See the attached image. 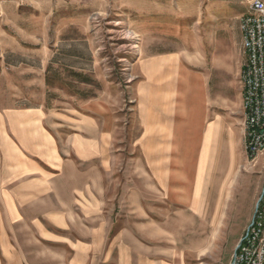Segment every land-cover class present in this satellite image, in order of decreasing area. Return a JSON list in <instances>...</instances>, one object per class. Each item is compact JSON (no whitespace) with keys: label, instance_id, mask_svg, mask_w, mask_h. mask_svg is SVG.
Returning <instances> with one entry per match:
<instances>
[{"label":"rangeland","instance_id":"374dc122","mask_svg":"<svg viewBox=\"0 0 264 264\" xmlns=\"http://www.w3.org/2000/svg\"><path fill=\"white\" fill-rule=\"evenodd\" d=\"M248 6V0H0V169L16 157L12 139L28 147V128L36 126L44 150L58 148L56 174L49 175L76 186L67 201L57 190L40 193L34 207L72 209L65 230L73 240L88 241L98 230L99 264H106L108 241L124 235L165 263H230L263 191L264 157L260 163L248 157L219 222L217 205L225 201L214 192L209 214L192 216L156 197L140 116L154 84L146 68L160 55L179 54L202 77L207 121L239 125L240 19ZM145 226L163 231L145 237ZM39 241L36 235L42 254Z\"/></svg>","mask_w":264,"mask_h":264},{"label":"crops","instance_id":"0c3cea01","mask_svg":"<svg viewBox=\"0 0 264 264\" xmlns=\"http://www.w3.org/2000/svg\"><path fill=\"white\" fill-rule=\"evenodd\" d=\"M146 72L153 74L154 84L142 103L141 150L145 169L150 170L148 179L160 195L156 197L168 201L172 208L205 217L214 192L225 201L224 205H217L219 222L228 204L226 194L242 168L249 164L242 93L239 125L221 117L207 121L202 77H194L182 65L179 54L156 57ZM28 131L31 137L28 147L18 146L12 139L11 150L16 157L0 169V264H99L98 230L88 241L76 236L73 240L65 230L70 228L68 217L76 214L72 209L34 207L36 196L52 189L58 191L62 201H67L70 192L75 193L76 180L68 183L64 176L49 175L56 174L52 167L56 165L58 148L51 143L44 150L41 144L45 141H40L37 127L29 126ZM262 156L264 151L252 162L260 163ZM68 184L71 189H67ZM152 231L162 232L163 227L145 226L140 230L145 237ZM36 235L40 236L39 245L45 251L42 254L35 251ZM125 238L124 235L122 240L113 237L108 241L106 264H170L148 253L142 241L137 246L135 242H125Z\"/></svg>","mask_w":264,"mask_h":264},{"label":"built area","instance_id":"2783aa9c","mask_svg":"<svg viewBox=\"0 0 264 264\" xmlns=\"http://www.w3.org/2000/svg\"><path fill=\"white\" fill-rule=\"evenodd\" d=\"M251 17L240 21L242 36L246 37L248 55L244 62L246 106H248V124L246 141L248 149L255 158L256 151L264 140V23L257 18V9L253 0H248ZM255 240H264V187L260 196L257 212L239 242L237 254L232 257L233 264H264V249L261 254H253ZM248 255H255V263H248Z\"/></svg>","mask_w":264,"mask_h":264},{"label":"bare ground","instance_id":"6f19581e","mask_svg":"<svg viewBox=\"0 0 264 264\" xmlns=\"http://www.w3.org/2000/svg\"><path fill=\"white\" fill-rule=\"evenodd\" d=\"M253 2H255V7L257 9V18L264 23V0H253ZM249 17H251V9H248L241 17L240 21H245L247 19H249ZM241 42H242V50H243V54L245 56V60H246V55H248V47H247V40L246 37L242 36V27H241ZM241 84H242V88H243V101H242V109H243V114H248V106H246V94L244 93L245 91V67L243 65V69L241 72ZM244 116V128H245V137L247 134V127H245V124H248V115H243ZM245 150L247 153V156L250 158V160H255V158L264 151V140L263 143L261 145V147L256 151L255 153V158H252V155L248 149V141H246L245 139ZM258 204H260V198L259 201L257 203V207ZM257 207H256V212H257ZM239 247V246H238ZM237 247V248H238ZM264 249V240H255L253 243V254H261L263 252ZM237 254V249L233 255V257ZM248 263H255V255H248ZM233 264V259L231 260V263Z\"/></svg>","mask_w":264,"mask_h":264}]
</instances>
